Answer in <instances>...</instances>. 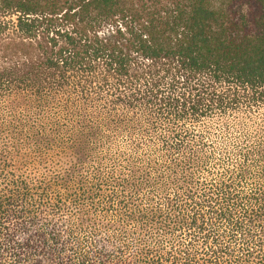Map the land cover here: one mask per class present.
Listing matches in <instances>:
<instances>
[{"label": "trees", "instance_id": "1", "mask_svg": "<svg viewBox=\"0 0 264 264\" xmlns=\"http://www.w3.org/2000/svg\"><path fill=\"white\" fill-rule=\"evenodd\" d=\"M0 264H264V0H0Z\"/></svg>", "mask_w": 264, "mask_h": 264}]
</instances>
